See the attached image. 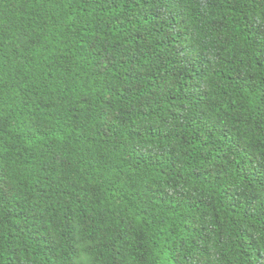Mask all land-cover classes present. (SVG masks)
<instances>
[{"label": "trees", "instance_id": "trees-1", "mask_svg": "<svg viewBox=\"0 0 264 264\" xmlns=\"http://www.w3.org/2000/svg\"><path fill=\"white\" fill-rule=\"evenodd\" d=\"M0 264H264V0H0Z\"/></svg>", "mask_w": 264, "mask_h": 264}]
</instances>
